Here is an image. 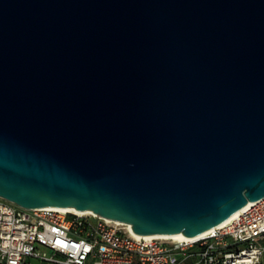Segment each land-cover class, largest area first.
<instances>
[{"label": "water", "instance_id": "water-1", "mask_svg": "<svg viewBox=\"0 0 264 264\" xmlns=\"http://www.w3.org/2000/svg\"><path fill=\"white\" fill-rule=\"evenodd\" d=\"M0 198L196 237L264 198V0H0Z\"/></svg>", "mask_w": 264, "mask_h": 264}, {"label": "built area", "instance_id": "built-area-1", "mask_svg": "<svg viewBox=\"0 0 264 264\" xmlns=\"http://www.w3.org/2000/svg\"><path fill=\"white\" fill-rule=\"evenodd\" d=\"M264 264V198L194 242L147 238L92 214L0 198V264Z\"/></svg>", "mask_w": 264, "mask_h": 264}, {"label": "bare ground", "instance_id": "bare-ground-1", "mask_svg": "<svg viewBox=\"0 0 264 264\" xmlns=\"http://www.w3.org/2000/svg\"><path fill=\"white\" fill-rule=\"evenodd\" d=\"M254 202H250L247 206H245L243 209L237 211L235 214H233L229 219H227L225 222H223L222 224H220L218 227H214L202 234H200L199 236L196 237H187L186 235H184L183 233H178L175 235H167V234H155V235H145L144 237L147 238H160V239H171V240H175L178 242H194V241H198L200 239H203L205 237H207L208 235H210L211 233L215 232L218 229H222L224 227H226L229 223H231L234 219H236L246 208H248L250 205H252ZM56 209H60L66 212H72V213H76V214H92V215H97L94 212L91 211H78L75 208H56ZM109 221L112 222H116L118 224H123L117 221H113L110 219H107ZM125 225L127 228L130 229L131 232H133L132 226L129 224H123Z\"/></svg>", "mask_w": 264, "mask_h": 264}, {"label": "rangeland", "instance_id": "rangeland-1", "mask_svg": "<svg viewBox=\"0 0 264 264\" xmlns=\"http://www.w3.org/2000/svg\"><path fill=\"white\" fill-rule=\"evenodd\" d=\"M31 264H53V263L41 262V261H38V260H32Z\"/></svg>", "mask_w": 264, "mask_h": 264}, {"label": "crops", "instance_id": "crops-1", "mask_svg": "<svg viewBox=\"0 0 264 264\" xmlns=\"http://www.w3.org/2000/svg\"><path fill=\"white\" fill-rule=\"evenodd\" d=\"M32 260H38V261H41V260H39V259L32 258V259H30V264L32 263ZM41 262H44V261H41Z\"/></svg>", "mask_w": 264, "mask_h": 264}]
</instances>
